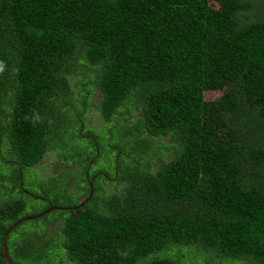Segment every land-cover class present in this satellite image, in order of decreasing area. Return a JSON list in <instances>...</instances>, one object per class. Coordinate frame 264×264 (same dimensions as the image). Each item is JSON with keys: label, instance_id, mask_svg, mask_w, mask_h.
I'll return each mask as SVG.
<instances>
[{"label": "trees", "instance_id": "trees-1", "mask_svg": "<svg viewBox=\"0 0 264 264\" xmlns=\"http://www.w3.org/2000/svg\"><path fill=\"white\" fill-rule=\"evenodd\" d=\"M0 162L14 264H264V0H0Z\"/></svg>", "mask_w": 264, "mask_h": 264}, {"label": "rangeland", "instance_id": "rangeland-1", "mask_svg": "<svg viewBox=\"0 0 264 264\" xmlns=\"http://www.w3.org/2000/svg\"><path fill=\"white\" fill-rule=\"evenodd\" d=\"M208 94L205 96V99H208L209 97L212 96V94H210L211 92H207ZM210 94V95H209ZM102 135H105L104 132L102 133ZM103 139L105 140V137L102 136ZM73 146V144H72ZM85 148V151H89V149ZM50 154V153H49ZM48 158H50L51 160L55 161V157L53 155H50L48 156ZM69 159H71L72 161H68V160H65L63 158H60L59 160V163H62V167H63V173L60 175V178L57 179V181L55 182V185L56 187H63L65 186L67 183H68V179L66 178L67 176L70 178L72 177V182H71V185L72 187L68 188L69 192L70 193H75L76 192V186H75V183H77L78 185H82L84 184V180H83V174L80 173L78 170L74 173L72 172H67L66 171V168L68 166H76L74 165V163H76V161H73V160H78V156L74 155V153L72 152L69 156H68ZM72 158H75V159H72ZM106 158H108V161L107 162H104L106 160ZM100 161H98L97 163H95V165H91V169L90 171H93L95 172V170H98L99 168H101V166H112L110 163L112 161V154H110L109 151L107 152H103V154L101 155V157L98 159ZM52 161V162H53ZM90 163H92V161H90ZM0 166L1 165V162H0ZM89 166V165H88ZM79 166H76V169H78ZM60 169L61 170V167H58L56 168V170L54 171L52 166H47L44 171L40 174L41 178H45V177H48V176H51V175H54L56 172H58ZM79 172V174H78ZM84 172V175H86L88 172H89V169L87 172H85V170H83ZM40 177L37 176V178L35 177H31V178H26L25 179V186L27 188H29L33 193L34 195H39V193L41 192L40 189V184L41 182L39 181L41 179ZM38 179V180H37ZM86 197V194L84 195H80L79 196V200H82ZM60 201H64L65 197H61ZM69 202H74L75 201V198L73 199H69L68 200ZM65 202V201H64ZM48 201L45 200H40V199H30L29 200V204L28 206H25L21 211L20 213V218H23V217H26V216H29V215H33V214H38V213H41L42 211H44L46 208H48ZM48 218H51L54 216V212H49L47 215H46ZM30 224H32V222H29V223H23L21 224L19 227H17V232L20 231L21 233H25L26 231H29V230H32L31 226H29Z\"/></svg>", "mask_w": 264, "mask_h": 264}, {"label": "water", "instance_id": "water-1", "mask_svg": "<svg viewBox=\"0 0 264 264\" xmlns=\"http://www.w3.org/2000/svg\"><path fill=\"white\" fill-rule=\"evenodd\" d=\"M59 207H54V206H50L48 207L46 210L42 211L41 213L35 214V215H29L23 218H20L18 220H16L15 222H13L11 225L8 226V228L5 230L4 234H3V239H2V253L1 256L4 257V259L7 261L8 264H14L13 260L11 259V257L8 255V251H7V246H6V239L7 236L9 235V233L19 224H21L24 221L27 220H32V219H36L39 218L41 216H43L45 213L53 210V209H58ZM143 264H177L175 262L172 261H168V260H163V259H159V260H154V261H150V262H146Z\"/></svg>", "mask_w": 264, "mask_h": 264}, {"label": "flooded vegetation", "instance_id": "flooded-vegetation-1", "mask_svg": "<svg viewBox=\"0 0 264 264\" xmlns=\"http://www.w3.org/2000/svg\"><path fill=\"white\" fill-rule=\"evenodd\" d=\"M89 185L91 186V183H89ZM89 193L91 194L92 193V189L90 188V191ZM88 198H89V195H87L84 199L80 200V203L83 204L85 202L88 201ZM0 256H1V253H0ZM4 258V257H3ZM6 261V260H5ZM7 262V261H6Z\"/></svg>", "mask_w": 264, "mask_h": 264}]
</instances>
